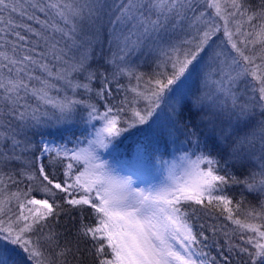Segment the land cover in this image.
I'll use <instances>...</instances> for the list:
<instances>
[{"label": "snow or ice", "instance_id": "snow-or-ice-1", "mask_svg": "<svg viewBox=\"0 0 264 264\" xmlns=\"http://www.w3.org/2000/svg\"><path fill=\"white\" fill-rule=\"evenodd\" d=\"M225 3L228 17L221 0H205L203 11L198 0H0V185L17 184V175L42 178L47 197L36 199L28 186L0 198V264H80L81 254L94 264H210L197 246L208 247L205 232L218 230L201 224L198 239L192 219L199 212L226 213L247 245L243 264H264L262 225L236 215L247 193L258 203H249L246 217L264 221V54L246 55L252 33L228 28V18L247 17L264 38V0L255 11L247 0ZM210 8L224 20L230 50H217L220 26L205 19ZM241 35L243 47L233 38ZM142 65L152 72H138ZM249 76L261 84L258 97ZM124 77H135L136 86L125 89ZM113 84L134 99L125 95L100 112L92 95L104 101ZM81 89L87 99L77 98ZM77 121L92 132L76 137L73 148L45 139ZM127 138L136 139L121 149ZM161 144L180 152L167 182L134 188L130 176L116 174V166H127L135 175ZM102 149L113 163L101 158ZM62 164L65 179L57 182L46 167ZM231 186L242 189L235 203L226 194ZM85 206L95 225L84 222ZM61 214L68 223L55 231L49 220ZM212 246L229 264L219 242Z\"/></svg>", "mask_w": 264, "mask_h": 264}, {"label": "trees", "instance_id": "trees-1", "mask_svg": "<svg viewBox=\"0 0 264 264\" xmlns=\"http://www.w3.org/2000/svg\"><path fill=\"white\" fill-rule=\"evenodd\" d=\"M198 3H200L201 6H203L205 4L204 1H199V0H198ZM247 3L252 7V10L255 11V10L259 9V7L261 6L262 0H247ZM199 10H201V8ZM5 17L7 18V13H5ZM251 24H256L257 27L254 29L251 26ZM251 24H249L247 22V25L245 26L246 27L245 30L248 31L249 33H252V35L254 34V36L256 37L258 44H259L258 47L263 49L264 38H261V37L256 35L257 31L259 30V24L256 20H253L251 22ZM2 35H4V33L0 32V36H2ZM250 38H251V35H250ZM6 39L11 40V39H14V37L7 36ZM100 63L103 65V60H101ZM137 71L140 73L150 74L152 72V68L148 65H145L144 67L138 68ZM36 74L40 75L38 70H37ZM119 83L121 85H123L125 89H127L129 86H136L137 81H136L135 77H132V78L124 77V78L120 79ZM99 86H100L99 83H94L92 85L93 89L99 88ZM141 87H143V84H141ZM111 88L113 90L112 95L106 96L104 101H101L97 97L92 95V102L96 103L99 106L100 112H103L105 110V108H104L105 104H107L108 106H117V107L120 106V102L124 99L125 95L128 96L129 100L134 99V96L132 93H126L123 90L120 91L119 93L116 92L115 84L111 85ZM68 95L71 96L72 93L70 92ZM77 98L78 99H87V95L84 94L83 90L81 89V90H79ZM137 106L142 108L143 102L142 101L139 102L137 104ZM129 116H130V113L126 112L125 114H122L121 118L127 119ZM50 131L52 132V135L51 136L46 135L47 137H53V138L57 139L58 141L60 140L61 143H62V141H64L67 143L66 146L68 148H73L74 144L68 145L69 142H67V141L75 140L76 137L86 136L88 132L92 131V128L90 126H86L83 123V121H77L66 131L65 130H61L59 132H57L55 130H50ZM133 139H136V138L125 139L124 143L121 145V149L127 148L132 143ZM36 140L38 141L39 137H37ZM84 142H86V140ZM184 151H187V149H184ZM36 154L38 155V153H36ZM179 157H180L179 151L174 150L172 148V146H169L167 149H165L163 144H161L159 151L153 152L149 163L158 162V163H162V165H165V164L167 165V164H170L171 162L172 163L180 162ZM43 162L47 166L48 165V158H45ZM68 162L69 161L64 160V164H67ZM64 164H62L58 167H55V168L46 167V171L49 173L50 178L54 179L57 182H63V180L65 179ZM15 167L19 168L20 165H16ZM232 171L234 174H236L238 176L240 175V173L238 171H236L235 169H232ZM220 174L223 175L224 173L221 172ZM241 178H243V177H241ZM15 179L18 181V183L15 185L8 183L6 188L3 185H0V189H3V191L0 192V198H3L4 196H8L13 192L27 191L28 186H31L33 188V192L31 193V196H35L36 199L47 198L40 191V189L42 188V184H41L42 178H38L36 180L29 181L26 178H23V177L17 175L15 177ZM241 193H242V189L239 186H231L226 190V194L233 198L234 203L236 200L241 199ZM31 196L29 198H31ZM63 196H64L63 193H59V192L57 193V199H60ZM50 202H51V200H50ZM249 203L257 204L258 202L253 199L252 195L244 193V205L242 206L240 212L236 213V215H238L245 222H250V223L262 225L261 230H264V221L259 220V219H252L250 217H246L245 213L248 211ZM10 206L12 207L13 212L17 211V209L15 207V201H12V204ZM85 208H86V211L84 212V216H85L84 222L89 224V225H95L96 217H95L93 211L88 206H85ZM25 214H28L27 210H25ZM71 215L76 218V222L78 224L79 218L81 215L80 211L79 210L73 211L71 213ZM197 217H193L192 223L194 226V232L197 233L198 239H200L199 232L202 230L200 228L201 224L205 225V227H207L209 224H212L218 230L217 234L214 237L211 235L210 232L206 231L205 234L208 235V237H209V240L207 241L208 247H204L203 245L197 246V251L207 252L208 253L207 259L209 260L210 264H211L213 257L215 258V264H224V260L221 257V255H219L217 248L212 246L213 241H218L220 248L224 249V255L228 256L229 264H243V261L246 260L247 257L241 255L240 248L245 247L247 245H245L241 241L240 236L238 234L233 233L234 226L232 225V223L230 221L226 220V213L221 214L219 212H213L209 216V215H205L204 212H199V213H197ZM67 223H68V216L61 214L59 216L58 220H57V218H51L49 220V227H51L55 231H63L64 226ZM45 231H48V229L46 228ZM224 233H228V236L226 237L224 235ZM33 239H35V236L33 237ZM226 240H228V243H225ZM257 240L260 243H264V238L257 237ZM41 243L45 247L47 246L44 241H41ZM230 245L232 247H231V251L229 252L228 249H229ZM106 251H107V249H106ZM73 264H75V261H73ZM80 264H94L93 256L91 254H81Z\"/></svg>", "mask_w": 264, "mask_h": 264}, {"label": "rangeland", "instance_id": "rangeland-1", "mask_svg": "<svg viewBox=\"0 0 264 264\" xmlns=\"http://www.w3.org/2000/svg\"><path fill=\"white\" fill-rule=\"evenodd\" d=\"M199 1L205 2V0H199ZM221 3H222V7L224 8L223 15L225 17H228V13L231 12L232 9L227 6V3H225V0H221ZM205 7H206V5L204 4L201 7L200 11H203ZM205 19L210 20V21H214L217 25L220 26V31L217 33L216 37H214V39L216 40L217 50H220V49L230 50L231 45L227 43V38L224 36V27H223L224 26V20L215 15V9L214 8H210L207 10V12L205 14ZM238 24L242 25L241 32L242 33L245 32L246 31L245 26L247 25V17L237 16V17H235L234 20L232 18H228V28L231 31L235 32ZM246 32H248V31H246ZM101 38L106 42V40H107L106 35L102 36ZM233 38L237 40L238 46L243 47V45L240 44V40L243 38L242 35L241 36H234ZM247 40L250 42L249 48H252L253 52H249V51L245 50L246 55H253L256 52H261L262 54L264 53L263 52L264 47H263V49L258 47L259 44H258V41H257L256 37L254 36V34L251 35V38H250V36H248ZM105 54L106 55L108 54L107 48H106V43H105ZM257 64H259V60H257ZM144 66L145 65H142L141 67H144ZM247 83H248L250 94H251V90L254 88L256 90V96L258 97L259 96V88L261 87L260 82L255 81L251 76H249L247 78ZM255 111L257 113L260 111L258 106L256 107ZM97 126H99V125H97ZM45 139H48V140L54 139L56 144H65L66 143L64 141H62V143H61L60 140L58 141L57 139H55L53 137L45 136ZM86 143H87V141L84 142V144H82L80 146L83 147L86 145ZM70 144L75 145V140H72V142L68 143V145H70ZM100 152H101V158L103 160L108 161L110 164L113 163V156L108 154L109 150H103L102 149V150H100ZM179 163L180 162H177V163L171 162L170 163L171 165L170 164L162 165V163L154 162V163H148V165L146 167L143 165H137L135 168V175H133L132 172L127 170V166H125V167L116 166V174L121 176V177L130 176L131 180H132V186L134 188H147V187L152 186V185H160V184L167 182L170 167H172L174 165H178ZM177 173H179V169H177ZM74 174H75V172H74Z\"/></svg>", "mask_w": 264, "mask_h": 264}]
</instances>
